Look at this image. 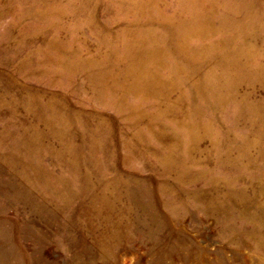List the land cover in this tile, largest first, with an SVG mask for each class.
Returning <instances> with one entry per match:
<instances>
[{
	"label": "rangeland",
	"instance_id": "374dc122",
	"mask_svg": "<svg viewBox=\"0 0 264 264\" xmlns=\"http://www.w3.org/2000/svg\"><path fill=\"white\" fill-rule=\"evenodd\" d=\"M0 264H264V0H0Z\"/></svg>",
	"mask_w": 264,
	"mask_h": 264
}]
</instances>
